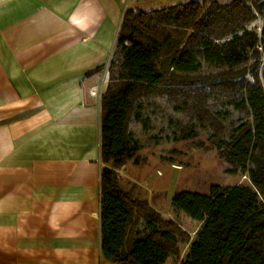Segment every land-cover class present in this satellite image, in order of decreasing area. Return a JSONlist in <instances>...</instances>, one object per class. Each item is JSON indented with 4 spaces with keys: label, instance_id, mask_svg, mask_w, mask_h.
Instances as JSON below:
<instances>
[{
    "label": "trees",
    "instance_id": "1",
    "mask_svg": "<svg viewBox=\"0 0 264 264\" xmlns=\"http://www.w3.org/2000/svg\"><path fill=\"white\" fill-rule=\"evenodd\" d=\"M100 109V229L107 260L264 264V0L128 6ZM200 134L196 147L215 149L248 183L212 185L207 195L174 192L172 212L198 224L190 236L118 170L139 163L137 152L145 146Z\"/></svg>",
    "mask_w": 264,
    "mask_h": 264
},
{
    "label": "crops",
    "instance_id": "2",
    "mask_svg": "<svg viewBox=\"0 0 264 264\" xmlns=\"http://www.w3.org/2000/svg\"><path fill=\"white\" fill-rule=\"evenodd\" d=\"M187 1L0 0V264H115L101 250L92 91L128 6Z\"/></svg>",
    "mask_w": 264,
    "mask_h": 264
},
{
    "label": "rangeland",
    "instance_id": "3",
    "mask_svg": "<svg viewBox=\"0 0 264 264\" xmlns=\"http://www.w3.org/2000/svg\"><path fill=\"white\" fill-rule=\"evenodd\" d=\"M215 1L227 3L231 0ZM140 137L145 140L147 135L140 133ZM203 139L200 134L194 140L161 141L145 146L137 152L140 162H129L118 173L120 179L137 184L141 198L147 199L163 216L175 217L191 235L197 222L183 212H172L170 202L174 192L185 190L207 195L212 185L248 183L246 176L229 171V164L218 158L215 149L210 146L196 147L195 142Z\"/></svg>",
    "mask_w": 264,
    "mask_h": 264
},
{
    "label": "built area",
    "instance_id": "4",
    "mask_svg": "<svg viewBox=\"0 0 264 264\" xmlns=\"http://www.w3.org/2000/svg\"><path fill=\"white\" fill-rule=\"evenodd\" d=\"M110 56V55H109ZM109 60V59H108ZM107 67H108V61H107V63L105 64V66H104V74H103V77H102V80H101V82L99 83V86L96 88V89H94L93 91H92V93H93V95H95L96 97H97V100L100 102V98H101V93H102V91H103V88H104V82H103V79H104V75H105V73H106V70H107Z\"/></svg>",
    "mask_w": 264,
    "mask_h": 264
}]
</instances>
